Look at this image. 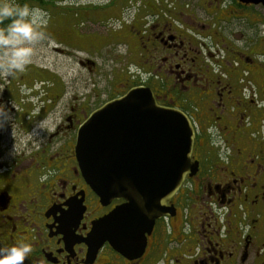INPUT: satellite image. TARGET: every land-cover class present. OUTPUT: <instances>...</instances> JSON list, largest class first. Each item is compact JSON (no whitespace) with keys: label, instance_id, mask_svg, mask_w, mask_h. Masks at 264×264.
<instances>
[{"label":"flooded vegetation","instance_id":"flooded-vegetation-1","mask_svg":"<svg viewBox=\"0 0 264 264\" xmlns=\"http://www.w3.org/2000/svg\"><path fill=\"white\" fill-rule=\"evenodd\" d=\"M122 22L102 38H130L126 66L102 89L89 79L90 93L52 121L42 142L0 162V264H264V2L144 0L130 26ZM75 30L58 35L101 38ZM52 31L43 35L56 38ZM79 64L103 76L95 61ZM255 72L263 85L252 89L245 77ZM141 86L191 119L198 170L168 203L175 212L156 222L141 255L126 257L105 243L93 260L86 238L124 201L105 205L88 184L77 137L97 109ZM8 94L0 111L19 106ZM23 109L20 119L46 118Z\"/></svg>","mask_w":264,"mask_h":264},{"label":"rangeland","instance_id":"rangeland-1","mask_svg":"<svg viewBox=\"0 0 264 264\" xmlns=\"http://www.w3.org/2000/svg\"><path fill=\"white\" fill-rule=\"evenodd\" d=\"M143 1L0 0V23L2 19L13 20L20 16L5 30L0 49V96L13 93L8 95H12L13 100L15 97L19 105L13 103L11 108L14 111L7 105L1 106L0 138L6 157L0 158V162L12 159L19 150L33 148L42 142V133L51 129L52 121H59L71 102L75 99L82 102L90 93L93 85L87 84L89 79L96 80V86L102 89L107 84L106 80H112V74L126 66L127 61L121 60L127 59L125 44L130 38L102 37L112 29H121V20L130 26ZM20 7L23 8L21 14ZM97 20L101 21L97 23ZM75 28L82 35L96 34L101 38H94L95 41L91 42L90 38L58 35H68ZM51 29V34H57L56 38L43 35ZM85 58L95 61L97 72L103 76H91L87 68L79 64ZM259 61L264 65V56ZM21 76L24 77L22 80ZM255 76L259 77L256 72L245 77L249 88L255 89L256 81L259 86L263 85L260 79L255 81ZM8 78H11L10 85ZM15 86H21V89L15 90ZM252 89L244 94L250 97L254 92ZM21 106L28 114H44L46 118L42 123H34V119L27 115L20 119L18 111ZM21 120H27L25 124L30 127L23 136L20 129H27Z\"/></svg>","mask_w":264,"mask_h":264},{"label":"water","instance_id":"water-1","mask_svg":"<svg viewBox=\"0 0 264 264\" xmlns=\"http://www.w3.org/2000/svg\"><path fill=\"white\" fill-rule=\"evenodd\" d=\"M195 137L188 115L159 105L145 87L107 102L82 125L76 155L88 184L105 205L124 201L94 223L89 258L105 243L126 257L144 252L156 221L175 212L168 203L198 170Z\"/></svg>","mask_w":264,"mask_h":264},{"label":"trees","instance_id":"trees-1","mask_svg":"<svg viewBox=\"0 0 264 264\" xmlns=\"http://www.w3.org/2000/svg\"><path fill=\"white\" fill-rule=\"evenodd\" d=\"M22 7H20V10H19V14H21V11H22ZM20 18V16H16L15 18H13V20H8V19H2L1 23H0V49H1V44L2 42L4 41V33H5V30L12 24L13 25V22L15 23V21H18Z\"/></svg>","mask_w":264,"mask_h":264}]
</instances>
